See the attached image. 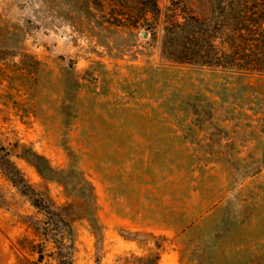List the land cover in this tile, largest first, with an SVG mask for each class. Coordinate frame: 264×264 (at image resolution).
I'll list each match as a JSON object with an SVG mask.
<instances>
[{
  "label": "rangeland",
  "instance_id": "obj_1",
  "mask_svg": "<svg viewBox=\"0 0 264 264\" xmlns=\"http://www.w3.org/2000/svg\"><path fill=\"white\" fill-rule=\"evenodd\" d=\"M210 5L0 0V159L56 204L28 149L92 183L97 236L74 223L73 264H264V73L162 53ZM41 217L0 166V264H54L32 248Z\"/></svg>",
  "mask_w": 264,
  "mask_h": 264
},
{
  "label": "trees",
  "instance_id": "obj_2",
  "mask_svg": "<svg viewBox=\"0 0 264 264\" xmlns=\"http://www.w3.org/2000/svg\"><path fill=\"white\" fill-rule=\"evenodd\" d=\"M211 11L206 18L189 15L175 21L166 30L163 56L169 61L196 66L219 67L230 71L264 73V0H210ZM152 12V11H151ZM20 155L46 182L61 185L70 202L56 204L45 192L37 191L26 181L9 158L0 159L1 169L35 208L41 219L31 221L41 247L38 260L48 257L54 264H73L75 251L74 223L84 220L97 236L96 202L92 183L73 165L56 168L32 149ZM74 179V191L67 189ZM74 182V181H73ZM43 252H46L45 255ZM145 264H156L157 257L144 258ZM147 262V263H146Z\"/></svg>",
  "mask_w": 264,
  "mask_h": 264
}]
</instances>
